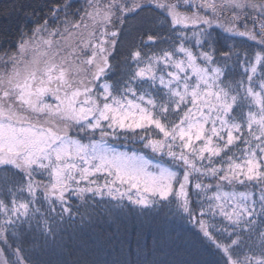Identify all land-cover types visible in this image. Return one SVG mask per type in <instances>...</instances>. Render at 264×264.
Segmentation results:
<instances>
[{
    "label": "snow or ice",
    "instance_id": "6c2138e0",
    "mask_svg": "<svg viewBox=\"0 0 264 264\" xmlns=\"http://www.w3.org/2000/svg\"><path fill=\"white\" fill-rule=\"evenodd\" d=\"M127 215L264 264V0H0V264H157Z\"/></svg>",
    "mask_w": 264,
    "mask_h": 264
},
{
    "label": "trees",
    "instance_id": "16d2710c",
    "mask_svg": "<svg viewBox=\"0 0 264 264\" xmlns=\"http://www.w3.org/2000/svg\"><path fill=\"white\" fill-rule=\"evenodd\" d=\"M106 234L112 232L109 224L103 225ZM115 249L130 252V261L154 260L157 264H197L214 259L199 245L190 243L180 223L159 216L127 215L122 218L121 229L114 237ZM109 251H112L109 249ZM115 256L116 252L112 251ZM101 259L109 258L101 253Z\"/></svg>",
    "mask_w": 264,
    "mask_h": 264
}]
</instances>
